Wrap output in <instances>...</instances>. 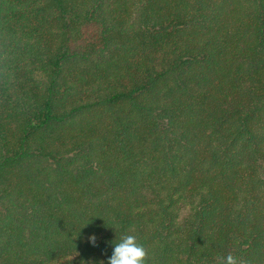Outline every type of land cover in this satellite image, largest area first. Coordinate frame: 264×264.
<instances>
[{
	"label": "trees",
	"instance_id": "1",
	"mask_svg": "<svg viewBox=\"0 0 264 264\" xmlns=\"http://www.w3.org/2000/svg\"><path fill=\"white\" fill-rule=\"evenodd\" d=\"M125 233L264 264V0H0V264Z\"/></svg>",
	"mask_w": 264,
	"mask_h": 264
},
{
	"label": "clouds",
	"instance_id": "2",
	"mask_svg": "<svg viewBox=\"0 0 264 264\" xmlns=\"http://www.w3.org/2000/svg\"><path fill=\"white\" fill-rule=\"evenodd\" d=\"M91 246H96V237H90ZM111 254L106 261L99 264H146L147 252L142 243L134 234H121L118 239L111 240ZM223 264H236V259L232 255L224 257Z\"/></svg>",
	"mask_w": 264,
	"mask_h": 264
}]
</instances>
